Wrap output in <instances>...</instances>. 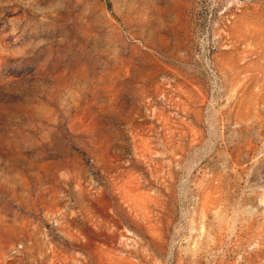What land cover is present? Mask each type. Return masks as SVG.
<instances>
[{
  "label": "rangeland",
  "instance_id": "374dc122",
  "mask_svg": "<svg viewBox=\"0 0 264 264\" xmlns=\"http://www.w3.org/2000/svg\"><path fill=\"white\" fill-rule=\"evenodd\" d=\"M0 264H264V0H0Z\"/></svg>",
  "mask_w": 264,
  "mask_h": 264
}]
</instances>
